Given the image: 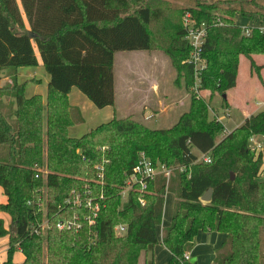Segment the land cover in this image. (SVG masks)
<instances>
[{
    "label": "trees",
    "instance_id": "16d2710c",
    "mask_svg": "<svg viewBox=\"0 0 264 264\" xmlns=\"http://www.w3.org/2000/svg\"><path fill=\"white\" fill-rule=\"evenodd\" d=\"M177 1L182 6L170 4L176 13L191 12L199 23L212 24L216 16L226 23L210 28L203 50L202 84L210 96L224 97L236 87L241 56L259 74L254 56H264V33L254 30L246 37L235 20L264 19L262 0ZM135 5L132 0H0V73L13 72L11 83L0 85V187L7 197L0 213L12 220L9 231L0 219V239L9 238L3 264H142L149 248L159 244L167 193L177 198L162 236L171 253L167 264H192L185 256L196 235L207 231L227 235L213 264H264V154L251 147L254 137H264V111L223 136L225 128L210 119L206 101L190 94L195 76L186 63L190 46L183 21L171 27L173 45L165 49L190 94L189 109L176 124L153 130L129 116L81 138L69 136L70 127L84 122L69 104L73 88L98 109L113 107L116 55L163 46L149 31L163 19L160 5L154 0H135ZM36 49L50 76L46 103L41 95L27 98L26 84L17 79L20 68L38 66ZM197 152H211L213 162L193 164ZM141 153L154 164L190 169L175 172L169 182L158 176L146 193L130 191L123 201L126 178ZM86 189L104 197L94 225L83 222L77 233L56 228L33 233L44 221L83 218L84 210L60 207L73 192ZM209 189L212 201L203 203ZM40 198L45 214L35 206ZM121 225L126 233L117 236ZM18 252L25 256L22 263L14 262Z\"/></svg>",
    "mask_w": 264,
    "mask_h": 264
},
{
    "label": "rangeland",
    "instance_id": "374dc122",
    "mask_svg": "<svg viewBox=\"0 0 264 264\" xmlns=\"http://www.w3.org/2000/svg\"><path fill=\"white\" fill-rule=\"evenodd\" d=\"M142 1V0H139ZM153 1V0H152ZM224 1V0H223ZM227 1V0H225ZM264 4V0L261 1ZM133 9L136 7L135 0H132ZM138 3V2H137ZM156 6L160 5L162 12H163V19L161 22L152 25L149 27V31L151 32L154 39H158L163 46H160L153 50L152 52H121L116 56L115 62V85L117 87V97H118V113L117 118H125L124 114V96H121V92L119 88L122 89L125 82L133 87L134 91L137 94L144 93L143 97L144 104H141V107L136 110V117L139 118V113L141 111L148 112L146 108H151L153 110L159 109V107H155L153 105V98L151 95V90L155 89L156 84L159 85V93L160 95L166 94L165 99L168 101L167 105L171 106L170 110L167 113H161L158 117L154 120L153 124L149 125L150 129H169L176 124L179 117L188 111L190 106V94L187 89L184 87L182 83L178 82V73L173 66V62L166 53L165 49L169 46L173 45V34L171 33V27L180 25L183 21L184 13H176L174 8H171L170 4L175 7L182 6L177 0H154ZM238 25L241 27L250 26L246 20L244 22L241 17H237ZM264 21V20H263ZM253 22V21H251ZM255 23V22H254ZM264 22H262V25ZM162 29V30H161ZM165 30L168 31L165 32ZM164 32V33H163ZM168 34V35H164ZM157 42V41H156ZM254 60L256 61L257 66L261 67L259 74L254 70L252 71L250 68V62L245 56H241L240 59V67H239V74L237 78V85L231 92L227 91L224 96H226V101L223 100V95L220 92L214 93L213 96L210 98V93L206 92L205 101L212 109H216L220 116H223V109L219 106L221 104L232 107V103L234 98H237L239 102L241 99L249 100L250 107L256 105L257 102L261 103L264 101V56L256 55L254 56ZM129 64L132 67V70L129 72L124 73L122 67L124 64ZM38 74V78L43 80V83L37 85L34 83H29L28 87L26 88V96H32L34 94H43L47 90V83L44 79L43 73L46 75L44 68L41 70H36ZM13 72H1L0 73V85L5 86L11 83ZM260 75V77H258ZM26 79H20L21 83H24ZM155 85V86H154ZM76 91H78L76 89ZM120 93H119V92ZM166 91V93L164 92ZM231 97L230 100L227 98ZM86 99V98H85ZM140 101V98H137ZM219 107V108H218ZM82 108V107H80ZM264 109V107H262ZM95 109H97L95 107ZM98 110V109H97ZM236 112H234L235 114ZM237 113L235 116L237 120H241L243 118V114ZM157 114V113H156ZM159 114V112H158ZM88 120H91L92 113H86ZM167 117V120H165ZM210 119H212V115L210 114ZM159 122V124H155ZM224 124L226 128L232 132L235 130L233 122H229L228 120H224ZM93 125L90 124H83L80 127H76L73 130L77 129L80 130L82 136L84 133L88 132ZM237 129V128H236ZM75 130V131H77ZM78 134V132L73 131V135ZM231 134V133H230ZM258 139L257 137L255 138ZM251 147L254 148L256 151L264 150V146L259 147L255 142H251ZM167 200H166V207L168 204L169 197L171 201H175V195L172 193H167ZM173 196V197H172ZM166 197V196H165ZM4 198L0 191V201H3ZM175 203L173 206V212L175 210ZM169 212V211H168ZM8 219V218H7ZM8 221V220H7ZM10 231V230H9ZM9 248V241L8 239H3L0 242V262L7 258V251ZM262 250H264V235H263V243H262ZM15 259L22 258L21 253H16L14 255ZM143 264V263H142Z\"/></svg>",
    "mask_w": 264,
    "mask_h": 264
},
{
    "label": "crops",
    "instance_id": "0c3cea01",
    "mask_svg": "<svg viewBox=\"0 0 264 264\" xmlns=\"http://www.w3.org/2000/svg\"><path fill=\"white\" fill-rule=\"evenodd\" d=\"M244 22H248L250 23L251 20L249 19H242ZM246 20V21H245ZM264 20V19H263ZM236 23L238 24V19L236 18ZM26 25L28 26V23L25 22ZM36 54H37V58H38V66L37 67H28V68H20L17 71V79L18 82L20 84H26V88L28 87L29 83H34L39 85L40 83H43V80L38 78V74L36 73L37 69L41 70L44 68L43 65V61L41 59L40 54L38 53L37 49H36ZM119 54V53H118ZM117 54V55H118ZM116 55V56H117ZM115 62H116V57H115ZM240 67V66H239ZM45 70V68H44ZM122 70L124 71L125 75L126 73L132 70V67L129 64H124L122 67ZM46 72V70H45ZM47 73V72H46ZM239 74V73H238ZM44 79L46 80L47 83V90L45 93L41 94V96L44 99V102L46 103L47 101V97H48V86H49V82H50V76L47 73L46 75L43 73ZM20 79H26V81L24 83L20 82ZM155 86V85H154ZM123 92L122 89L119 88V91L121 92V96H124V116L125 118L131 116L134 117L136 120H138L139 122L147 125L149 127V125L153 124L154 120L158 117V115H160L161 113H167L168 110H170L171 106L167 105L168 101L165 99L166 94L164 95H160L159 93V85L158 83L156 84L155 89L151 90V95L153 98V105L155 107H159V109H151V108H146L148 110V112H144L141 111L139 114V118H137L136 116V110L139 109L141 107V104H144V99L145 97H143L144 93L141 92V94H137L136 91H134L133 87H131L129 84H127L125 82L124 86H123ZM26 88H25V95H26ZM77 88H73L69 94V104L72 108L77 109L81 112L82 118L84 120L83 124H90V125H95V127L91 128L88 132L84 133L82 136L86 135L87 133H89L91 130L98 128L99 126L103 125V124H107L109 122H111L114 118H117V113H118V97H117V87L115 85V105L113 107H106L104 109H95L94 104L85 96L83 95L78 89V91H76ZM118 91V92H119ZM119 92V93H120ZM166 93V91H164ZM231 92V90L229 91ZM209 94V92H208ZM34 95H40V94H34ZM32 95V96H34ZM32 96H26L27 98H30ZM210 96V95H209ZM86 98V99H85ZM137 98H140V101H138ZM211 98V96H210ZM226 98L223 97V100H225ZM228 100L229 97L227 98ZM82 107V108H80ZM220 108H222L223 112L224 109H229L231 111V118L228 119L229 122H233L234 124H236L234 126V128H239L241 127L245 121L247 119H249L251 116L256 115L260 112H263L264 109L262 107H264V101L259 103L257 102L256 105H254L253 107H250L249 105V100H243L241 99L239 102L237 101V98H234V101L232 103V107L226 106L223 104H221L219 106ZM218 107V108H219ZM215 109V108H214ZM215 111L218 113V111L215 109ZM87 112H91L92 113V117L91 120H88L89 118H87L86 113ZM159 112V114H158ZM234 112L243 114V118L241 120H237V117L235 116ZM157 113V114H156ZM120 119H124V118H120ZM167 120V117L166 119ZM83 124H79V125H75L69 128V136L72 138H81L82 136L80 132V130H73L76 127H80ZM155 124H159V122L155 123ZM78 132V134L76 133V135H73L71 133ZM256 137L253 138V142H255L257 144V146L262 147L264 146V137H260L257 136V140L255 139ZM258 151H262L264 154V150H258ZM263 169H264V165H263ZM0 191L2 193V196L4 198L3 201H0L1 204H6L7 203V197L4 195L3 189L0 187ZM173 197V196H172ZM171 197H169L168 199V204L166 207V200H167V195L165 197V206H164V213H163V222L162 225L158 228V236H159V244L156 245L155 247H150L149 251L146 253L145 258L143 260V264L145 263H154V264H167L170 259H171V253L162 245V236H163V230L170 227L171 223H172V218H173V206L174 203L176 204L177 202V198L175 201H171L170 200ZM169 211V212H168ZM8 218V219H7ZM0 219H3L4 224H5V228L7 230H10L11 225H12V220L10 218V216H8L7 214L4 213H0ZM8 220V221H7ZM6 239V238H3ZM0 239V242L3 240ZM9 241V238H7ZM227 241V235L224 233H219L217 231H207V232H199L194 241H193V250L189 253L190 256V263L192 264H213L216 256H217V252L218 250L222 247V245ZM21 253V252H18ZM22 254V253H21ZM7 260V258L5 260H2L0 262V264H3L5 261ZM25 260V256L22 254V258H18L15 259L14 258V262L16 263H22Z\"/></svg>",
    "mask_w": 264,
    "mask_h": 264
},
{
    "label": "built area",
    "instance_id": "2783aa9c",
    "mask_svg": "<svg viewBox=\"0 0 264 264\" xmlns=\"http://www.w3.org/2000/svg\"><path fill=\"white\" fill-rule=\"evenodd\" d=\"M263 19L257 22H250V26L241 27L243 35L250 37L254 30H258L264 33V24L262 25ZM226 23L223 18L216 16V19L212 24L206 22L199 23L198 20L192 15L191 12H185L183 16V27L185 31L184 40L190 46V55L187 64L193 66L195 82L190 90V94L193 95L197 100L205 101L206 91L203 89L202 74L207 69V61L203 57L204 46L207 41L208 32L211 27H225ZM212 119L222 124L225 128L223 136L230 135V131L226 128L224 120L231 118V111L224 109L223 116H220L215 109L209 107ZM254 140L252 139L251 142ZM190 144V143H188ZM196 160L193 164H205L209 165L213 162L212 153H196ZM190 167L185 165H176L174 167H166L161 164H154V162L145 154L141 153L138 157L137 164L132 169L131 173L127 176L124 188L122 189L121 197L125 201L130 191H138L139 193H146L151 183L156 181L158 176H164L167 181L171 179L175 172L185 173L189 171ZM103 195L95 197L91 189H86L83 192H73L71 197L67 198L60 208L66 209H77L84 210L86 215L83 218L74 214L72 217L62 219L55 224L49 221H44L42 224L33 227V233L41 234L47 230L56 228L61 232H79L82 230L83 222H87L88 225H94L96 219L100 215L102 209ZM31 207L33 203L29 204ZM40 213H46V202L43 198H40L35 205ZM125 226L116 227V235L121 236L126 233ZM186 261H190V256H185Z\"/></svg>",
    "mask_w": 264,
    "mask_h": 264
},
{
    "label": "water",
    "instance_id": "95a60500",
    "mask_svg": "<svg viewBox=\"0 0 264 264\" xmlns=\"http://www.w3.org/2000/svg\"><path fill=\"white\" fill-rule=\"evenodd\" d=\"M30 37H33L34 35L32 33L29 34ZM226 98V96H224ZM232 180H234V175L232 174ZM213 197V189H209L204 196L201 198V201L203 203H210L212 201Z\"/></svg>",
    "mask_w": 264,
    "mask_h": 264
}]
</instances>
